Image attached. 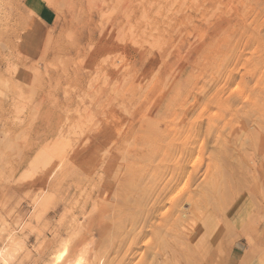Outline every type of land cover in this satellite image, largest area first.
<instances>
[{
	"label": "rangeland",
	"instance_id": "1",
	"mask_svg": "<svg viewBox=\"0 0 264 264\" xmlns=\"http://www.w3.org/2000/svg\"><path fill=\"white\" fill-rule=\"evenodd\" d=\"M236 243L264 264V0H0V264Z\"/></svg>",
	"mask_w": 264,
	"mask_h": 264
},
{
	"label": "crops",
	"instance_id": "2",
	"mask_svg": "<svg viewBox=\"0 0 264 264\" xmlns=\"http://www.w3.org/2000/svg\"><path fill=\"white\" fill-rule=\"evenodd\" d=\"M38 20L44 27H51L56 24L57 15L49 6H42L40 10H38ZM206 221L205 215L203 211H196L190 215L189 222L191 227H198L201 226ZM246 248L243 247L241 244L236 243L233 246V253H234V263L233 264H240L244 259V255L246 254Z\"/></svg>",
	"mask_w": 264,
	"mask_h": 264
},
{
	"label": "bare ground",
	"instance_id": "3",
	"mask_svg": "<svg viewBox=\"0 0 264 264\" xmlns=\"http://www.w3.org/2000/svg\"><path fill=\"white\" fill-rule=\"evenodd\" d=\"M256 213H257V212H256ZM257 219H258V218H257ZM259 219H260V218H259ZM261 220H263V219L261 218ZM197 228H198V227H197ZM184 231H185V230H184ZM201 231L203 232L202 235H204V234L207 232L206 230H202V229H201ZM196 232H197V231H196ZM196 232H195V233H196ZM190 233H191V231H190ZM193 233H194V232H193ZM199 235H200V234H199ZM188 237H192V233L189 234ZM188 237H187V238H188ZM189 239H191V238H189ZM203 240H204V239L201 237V238H199L198 240L196 239V242H198L199 245H200V244L203 245V243H204ZM192 241H193V240H192ZM0 253H1V252H0ZM1 255H2V254H1ZM63 255H64V252H61V254L58 256L57 260H61V258H62Z\"/></svg>",
	"mask_w": 264,
	"mask_h": 264
}]
</instances>
